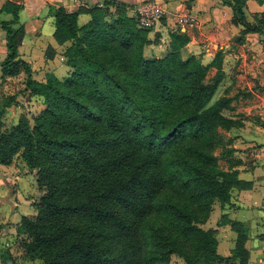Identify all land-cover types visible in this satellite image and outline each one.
<instances>
[{
  "label": "trees",
  "instance_id": "1",
  "mask_svg": "<svg viewBox=\"0 0 264 264\" xmlns=\"http://www.w3.org/2000/svg\"><path fill=\"white\" fill-rule=\"evenodd\" d=\"M225 2L244 26L237 41L264 26V12L247 21L246 0ZM8 5L2 77L24 73L22 91L44 100L32 119L21 115L10 127L3 114L15 98L0 109V164L23 159L35 170L39 194L35 212L16 225L19 256L41 264H178L174 256L219 264L216 230L204 224L240 184L238 171L220 160L234 151L244 120L231 96L216 94L223 52L208 64L183 57L189 38L177 28L169 52L149 56L152 27L140 26L125 2L60 5L54 37L69 42L63 61L70 69L38 79L19 50L22 1L7 0L0 11ZM81 13L90 15L86 23ZM212 66L217 71L209 75ZM0 257L21 263L6 248Z\"/></svg>",
  "mask_w": 264,
  "mask_h": 264
},
{
  "label": "crops",
  "instance_id": "2",
  "mask_svg": "<svg viewBox=\"0 0 264 264\" xmlns=\"http://www.w3.org/2000/svg\"><path fill=\"white\" fill-rule=\"evenodd\" d=\"M6 1L0 0V7ZM119 1L134 5L133 11L142 0ZM159 1L163 3L166 12L161 21L151 28V41L144 49L145 54L166 55L170 50V33L177 28L189 38L182 48L183 57L195 54L202 63L208 64L218 51H222L223 78L216 94L226 92L233 98L235 110L244 115L241 134L233 138L230 145L234 151L227 155V159L220 160L226 169L231 167L238 171L240 184L231 189L230 202L225 206H221L219 202L214 204L204 227L216 230L217 250L223 256L219 264H263L264 26L260 30L245 33L244 39L237 41L244 26L233 22L232 6L225 0ZM95 2L102 0H22L23 9L19 14V22L25 27V35L19 47L21 57L32 62L37 55L36 50L43 52L52 46L59 53L53 59L49 57L46 66L50 68L57 64L63 70L61 66L66 65L63 51L69 42L59 44L54 37L56 9L63 5L69 10H75L80 6L89 7ZM260 12H264V0H246L245 14L248 22L256 23L255 14ZM186 13L193 15L195 20L180 22L179 18ZM12 18L10 5L0 11V59L7 53L6 31L2 28L1 21ZM89 19L88 13L79 15L80 24ZM43 56L48 57L45 53ZM66 68L69 70L68 66ZM51 69L46 71H52ZM216 71L217 67H210L209 75H214ZM8 191L3 196H10ZM2 202L0 200V208L3 203H7Z\"/></svg>",
  "mask_w": 264,
  "mask_h": 264
},
{
  "label": "rangeland",
  "instance_id": "3",
  "mask_svg": "<svg viewBox=\"0 0 264 264\" xmlns=\"http://www.w3.org/2000/svg\"><path fill=\"white\" fill-rule=\"evenodd\" d=\"M82 3L83 1H81V4ZM126 6L127 13L136 16V9L132 11L134 5L127 4ZM111 8L112 12L116 11L115 6L112 5ZM48 48L49 47H47L46 50H43V52L36 50L37 55L31 62L34 69V76L38 79H43L49 72L54 73L60 78L66 76L69 71L66 68L68 65H60L63 70H61L57 64H53L55 65L53 69H51L53 65L50 66V68L46 66V64H48L47 59L49 57H51L50 59H53L54 55L59 53L57 51L53 52L52 50H48ZM43 53H45V55L49 54V56L42 57ZM43 62H45V64ZM48 69H51L52 71H46ZM23 81L24 73L18 76L2 77V71L0 68V109L4 108L5 103L9 101L10 98H15L13 99V104L7 107L6 112L3 114L5 125L8 127L16 123L21 115H27L31 118L44 107L43 97L33 96L28 99L27 93L22 91ZM18 175L20 176L19 179L17 178ZM35 178V170L29 169L21 158H16L11 165L0 164V200L7 202H2L3 207L0 208V252L5 250V248L10 250L13 256L19 258V261H21L20 264H41L39 259H24L19 256L21 251L19 249V237L16 230L17 222L22 214L35 212L34 204L39 198ZM7 190H9L8 194L10 192V196H3ZM173 262L183 264L182 259L177 256L173 257ZM0 264L14 263L6 257H3V259L0 257Z\"/></svg>",
  "mask_w": 264,
  "mask_h": 264
},
{
  "label": "built area",
  "instance_id": "4",
  "mask_svg": "<svg viewBox=\"0 0 264 264\" xmlns=\"http://www.w3.org/2000/svg\"><path fill=\"white\" fill-rule=\"evenodd\" d=\"M166 8L159 0H142L136 7V18L140 26L154 27L165 15ZM194 16L186 13L179 18L180 22H193ZM264 264V258L261 259Z\"/></svg>",
  "mask_w": 264,
  "mask_h": 264
}]
</instances>
